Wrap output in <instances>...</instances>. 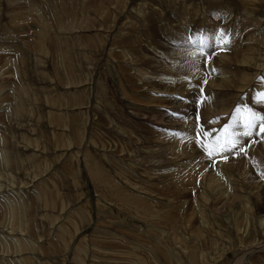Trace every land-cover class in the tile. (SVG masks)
Instances as JSON below:
<instances>
[{"label": "rangeland", "instance_id": "rangeland-1", "mask_svg": "<svg viewBox=\"0 0 264 264\" xmlns=\"http://www.w3.org/2000/svg\"><path fill=\"white\" fill-rule=\"evenodd\" d=\"M249 3L0 0V264H264V244L245 252L264 243V0ZM211 27L249 36L248 61L227 67Z\"/></svg>", "mask_w": 264, "mask_h": 264}, {"label": "bare ground", "instance_id": "bare-ground-1", "mask_svg": "<svg viewBox=\"0 0 264 264\" xmlns=\"http://www.w3.org/2000/svg\"><path fill=\"white\" fill-rule=\"evenodd\" d=\"M207 1H208V0H207ZM215 1H216V0H215ZM245 1L250 2V3H251L252 1H253V2H258V3H260L261 0H245ZM217 2H218V1H217ZM227 2H228V1H227ZM229 2L231 3V1H229ZM245 3H246V2H245ZM250 3H249V4H250ZM228 4H229V3H228ZM253 4H254V3H253ZM253 4H252V5H253ZM234 5H235V4H234ZM128 6H129V5H128ZM241 6H243V5H241ZM261 6H262V5H261ZM262 7H263V6H262ZM133 8H134V7H133ZM259 10H260V9H259ZM203 12H204V11H203ZM215 12H216V11H215ZM173 13H174V11H173ZM255 13H256V12H255ZM138 14H139V13H138ZM221 14H222V13H221ZM255 15H256L257 17H254V19H255L254 21H255L257 24H254V22H251V23L254 24V26H256V25H258V24L261 26V25L263 24V22H264V11H263V12H262V11H261V12H258V13H256ZM255 15H254V16H255ZM127 16H128V15H127ZM136 16H137V15H136ZM185 17H186V16H185ZM143 19H144V18H143ZM238 19H239V18H238ZM251 19H252V18H251ZM173 20H174V19H173ZM178 20H179V19H178ZM205 20H206V19H205ZM220 20H221V19H220ZM120 21H121V20H120ZM175 21H176V20H175ZM206 21H207V20H206ZM252 21H253V19H252ZM144 22H145V20H144ZM123 23H124V22H123ZM128 23H129V22H128ZM214 24H215V23H214ZM248 24H249V23H248ZM252 24H251V25H252ZM259 25H258V26H259ZM236 26H237V25H236ZM43 27H44V26H43ZM248 27H249V26H248ZM248 27H247V28H248ZM56 28H57V27H56ZM211 28L214 29L216 32H219V34L221 33V30H219L220 28H219V29H218L217 27H211ZM240 28H241V27H240ZM141 29H142V28H141ZM226 29H227V28H226ZM119 30H120V29H119ZM173 30H174V29H173ZM214 30H212V31H214ZM114 31H115V30H114ZM117 31H118V30H117ZM248 31H249V30H248ZM39 32H40V31H39ZM216 32H215V33H216ZM237 32H238V31H237ZM243 32H244V31H243ZM120 33H121V31H120ZM222 33L224 34L223 37H226V38H227V43H222V44L225 45V46L222 47V44H221V45H220L221 49H223V50L228 49V50L232 51L233 54H234V57H233V58H232V57L229 58V57H226V56H221L220 59L226 61L224 64H226L227 67H228V65H230L231 62H232L233 64H235V65L238 64V63H240V64L242 65V64H244L245 62H247V61H248L247 59H248V57H249V56H247V53H248V51L250 50V49H249L250 45H252V43H251L252 41H251V40H250L251 42L249 41V43H248V39H249L248 37H249V36L246 38L245 36L239 34L240 37L243 36V37L246 38V44H243V41H245L244 38H243V40H241L240 38H237V37H236L237 33H235V34H229L228 32H226V31H224V30H223ZM239 33H240V32H239ZM245 33H246V32H245ZM115 34H116V33H115ZM207 34H208V33H207ZM209 34H210V33H209ZM211 35H212V33H211ZM213 35H214V34H213ZM216 35H217V34H216ZM211 37H212V36H211ZM223 37H222V39H223ZM48 38H49V37H48ZM114 38H115V37H114ZM250 38H252V36H250ZM261 39H262V38H261ZM263 39H264V38H263ZM118 40H119V39H118ZM252 40H253V39H252ZM121 41H122V40H121ZM178 41H179V40H178ZM257 42H261V43H263V42L260 41L259 39L255 38V43H257ZM244 43H245V42H244ZM253 43H254V41H253ZM210 44H211V46H214V47H215V49H213V50H217L216 48H218V46H217V41H216V40H215V41H212ZM180 45H181V44H180ZM179 47H180V46H179ZM208 47H209V46H208ZM109 48H110V47H109ZM148 48H149V47H148ZM152 48H153V47H152ZM251 49H252V48H251ZM254 51H255V50H254ZM223 52H224V51H223ZM232 52H231V53H232ZM249 52H250V51H249ZM255 52H256V51H255ZM130 54H131V53H130ZM136 54H137V53H136ZM223 54H224V53H223ZM192 55H193V54H192ZM198 55H199V54H198ZM227 55H228V54H227ZM133 56H135V55H133ZM176 56H177V55H176ZM236 56H239V58H237ZM136 57H137V56H136ZM136 57H134V58H136ZM140 57H141V56H140ZM131 58H133V57H131ZM142 58H143V57H142ZM181 58H182V57H181ZM140 59H141V58H140ZM183 59H184V58H183ZM220 59H218V60H220ZM134 60H135V59H134ZM137 60H138V59H137ZM148 60H149V59H148ZM148 60H147V61H148ZM185 60H186V59H185ZM221 60H220V63L222 62ZM135 61H136V60H135ZM150 61H151V60H150ZM173 61H174V60H173ZM133 62H134V61H133ZM174 62H175V61H174ZM174 62H173V63H174ZM134 63H135V62H134ZM134 63H133V64H134ZM176 63H177V62H176ZM200 63H201V62H200ZM215 63H217V64H216L217 66L219 65V64H218L219 62H215ZM129 64H130V63H129ZM129 64H128V65H129ZM133 64H132V65H133ZM136 64H137V63H136ZM136 64H134V65H136ZM170 64H171V62H170ZM179 64H180V63H179ZM179 64H178V65H179ZM212 64H214V63H212ZM221 65H222V63H221ZM226 65H222V67H223V66H226ZM136 66H138V65H136ZM136 66H135L134 69L137 68ZM176 66H177V64H176ZM180 66H181V65H180ZM181 67H182V66H181ZM186 67H187V66H186ZM212 67H213V66H212ZM222 67H221V68L218 67V68L220 69V71H221V69H222V71H223V70H224L223 68H225V67H223V68H222ZM227 67H226V68H227ZM130 68H131V66H130ZM177 68H178V67H176V69H177ZM218 68H217V69H218ZM235 68H236V67H235ZM132 69H133V68H132ZM137 69H138V68H137ZM139 69H140V68H139ZM170 69H171V67H170ZM195 69H196V68H195ZM228 69H229V68H228ZM232 69H233V68H232ZM140 70H142V69H140ZM171 70H172V69H171ZM177 70H179V69H177ZM237 70H238V69H237ZM237 70H236V71H233V70H231V69H230V70H227V72H226L227 75H226V76L230 75L232 79H229L230 76H229L228 78L225 77L224 73H223L222 75H224L225 78L229 79V80H228V83L230 82V83H233V85H235V84L239 81V79H241L242 81L244 80L243 78H240L239 71H237ZM261 70H262V69H261ZM136 71H137V70H136ZM168 71H169V70H168ZM174 71H175V70H174ZM195 71H196V70H195ZM137 72H139V71H137ZM211 72H212V71H211ZM169 73H170V72H169ZM189 73H190V72H189ZM197 73H198V72H197ZM216 73H217V72H216ZM220 73H221V72H220ZM247 73H248V71H247ZM172 74H174V73H172ZM178 74H179V73H178ZM218 74H219V73H218ZM231 74H232V75H231ZM242 74L245 75V73H242ZM140 75H141V74H140ZM179 75H180V74H179ZM190 75H191V74H190ZM142 76H144V75H142ZM262 76H263V74H262ZM179 78H180V76H179ZM183 78H184V77H183ZM225 78H224L223 80H225V82H226L227 80H226ZM244 78H245V77H244ZM141 79H142V77H141ZM186 79H187V78H185V83H186V82L189 83V81H187L188 79H187V80H186ZM196 79H197V78H196ZM210 79H211V78H210ZM163 80H164V79H163ZM183 80H184V79H183ZM183 80H182V81H183ZM194 80H195V79H194ZM219 80H221V79H219ZM223 80H222V81H223ZM241 80H240V81H241ZM150 81H151V80H150ZM179 81H180V80H179ZM246 81H247V80H246ZM223 83H224V82H223ZM242 83H243V82H242ZM224 84H225V83H224ZM238 84H240V83H238ZM246 84H247V83H246ZM221 85H223V84H221ZM187 86H188V85H187ZM239 86H240V85H239ZM139 87H140V86H139ZM189 87H190V86H189ZM235 87H236V86H235ZM142 88H143V87H142ZM214 88H215V87H214ZM209 89H211V88H209ZM212 89H213V88H212ZM216 89H217V88H216ZM234 89H235V88H234ZM236 89H242V87H240V88H239V87H236ZM144 90H145V89H144ZM185 90H186V89H185ZM218 90H219V89H218ZM243 90H244V85H243ZM258 90H259V89H257V91H258ZM190 91H191V90H190ZM213 91H215V90H213ZM216 91H217V90H216ZM232 91H233V90H232ZM131 92H132V91H131ZM147 92H148V91H147ZM237 92H239V90H237ZM237 92H236V94H237ZM258 92H259V91H258ZM160 93H162V92H160ZM239 93H240V96L242 97V96H243V91L240 90ZM239 93H238V94H239ZM244 93H245V92H244ZM156 94H157V93H156ZM164 94H165V93H164ZM180 94H181V93H180ZM220 94H222L223 96H224V95L227 96L226 93H225V94L220 93ZM238 94H237V95H238ZM250 94H251V93H250ZM261 94H264V93L261 92L260 95H261ZM137 95H138V94H137ZM186 96H187V95H186ZM225 96H224V97H225ZM238 96H239V95H238ZM246 96H247V95H246ZM247 97H248V96H247ZM230 98H231V96H230ZM232 98H234V97H232ZM253 98H254V99L256 98L255 100H257V99L259 98V95H258V96H254ZM219 99H220V98H219ZM222 99H223V98H222ZM222 99H221V100H222ZM227 99H228V98H227ZM174 100H175V99H174ZM221 100H220V101H221ZM236 100H237V99H236ZM192 101H193V100H192ZM213 101H214V100H213ZM226 101H227V100H226ZM232 101H234V100H232ZM232 101H231V102H232ZM149 102H150V101H149ZM173 102H174V101H173ZM198 102H199V101H198ZM236 102H237V101H236ZM255 102H256V101H255ZM174 103H175V102H174ZM227 103H228V102H227ZM234 103H235V102H234ZM234 103H233V104H234ZM181 104H182V103H181ZM181 104H180V105H181ZM229 104L232 106L231 103H229ZM235 104H236V103H235ZM235 104H234V105H235ZM263 104H264V103H263ZM142 105H143V104H142ZM145 106H146V105H145ZM164 106H165V105H164ZM187 106H188V105H187ZM158 107H159V106H158ZM184 107H185V106H184ZM234 107H235V106H234ZM238 107H239V106H238ZM204 108H205V107H204ZM206 108H208V106H207ZM227 108H228V107H227ZM227 108H225V109H227ZM230 108H231V107H230ZM239 108H240V107H239ZM154 109H155V108H154ZM170 109H171V108H170ZM198 109H199V108H198ZM210 109H211V108H210ZM213 109H214V108H213ZM218 109H219V108H218ZM178 110H179V109H178ZM214 110H215V109H214ZM223 110H224V109H223ZM156 111H157V110H156ZM219 111H220V112H223L222 110H219ZM228 111H229V110H228ZM199 112H200V111H199ZM214 112H216V111H214ZM217 112H218V111H217ZM217 112H216V113H217ZM226 112H227V111H226ZM162 113H163V112H162ZM206 113H207V112H206ZM209 113H210V112H209ZM224 113H225V112H224ZM227 113H228V112H227ZM227 113H226V114H227ZM180 114H181V113H180ZM188 114H189V113H188ZM200 114H201V113H200ZM213 114H214V113H213ZM228 114H229V113H228ZM149 116H150V115H149ZM220 117H221V116H220ZM223 117H224V116H223ZM225 117H227V115H225ZM187 118H188V117H187ZM236 118H237V117H236ZM153 119H154V118H153ZM223 119H224V118H223ZM223 119H222V120H223ZM225 119H226V118H225ZM167 120H168V119H167ZM220 120H221V119H220ZM234 120H235V119H234ZM141 121H142V120H141ZM174 121H175V120H174ZM174 121H173V122H174ZM223 121H224V120H223ZM223 121H222V122H223ZM230 121H231V120H230ZM237 121H238V120H237ZM177 122H178V121H177ZM187 122H189V121H187ZM210 122H211V121H210ZM210 122H209V123H210ZM214 122H215V121H214ZM156 123H157V122H156ZM179 123H180V122H179ZM190 123H191V121H190ZM151 124H152V123H151ZM154 124H155V123H154ZM173 124H174V123H173ZM178 125H179V124H178ZM191 126H192V125H191ZM214 126H215V125H214ZM237 126H238V125H237ZM189 127H190V125H189ZM136 128H137V127H136ZM144 128H145V127H144ZM186 128H187V127H186ZM190 128H191V127H190ZM187 129H188V128H187ZM233 129H234V128H233ZM239 131H240V130H239ZM150 134H151V133H150ZM148 135H149V134H148ZM157 135H158V134H157ZM183 135H185V134H183ZM150 136H151V135H150ZM231 136H232V135H231ZM238 136H239V135H238ZM160 138H161V137H160ZM255 138H256V137H255ZM237 139H238V138H237ZM169 140H170V139H169ZM234 140H236V139H234ZM187 141H188V140H187ZM236 141H237V140H236ZM246 141H247V140H246ZM178 143H179V142H177L176 144H178ZM180 143L182 144V142H180ZM185 143H186V142H185ZM185 143H184V144H185ZM241 143H242V142H241ZM54 145H55V144H54ZM193 145H194V144H193ZM193 145H192V146H193ZM176 146H177V145H176ZM178 147H179V146H178ZM189 147H190V146H189ZM239 147H240V146H239ZM184 148H185V147H184ZM179 150H180V149H179ZM237 150H238V149H237ZM239 150H240V149H239ZM163 151H164V150H163ZM250 151H251V150H250ZM238 152H239V151H238ZM198 153H199V152H198ZM198 153H197V154H198ZM158 156H159V155H158ZM145 157H146V156H145ZM235 157H236V156H235ZM157 158H158V157H157ZM180 159H181V157H180ZM201 159H203V158H201ZM195 160H196V159H194V161H195ZM198 160H199V159H198ZM203 161H204V160H203ZM232 162H233V161H232ZM151 163H152V162H151ZM158 164H160V163H158ZM174 164H175V163H174ZM176 164H177V163H176ZM176 164H175V165H176ZM38 165H39V164H38ZM189 165H190V164H189ZM233 166H234V164H233ZM169 167H170V166H169ZM231 167H232V166H231ZM259 167H260V166H259ZM155 168H156V167H155ZM158 168H159V167H158ZM155 171H156V170H155ZM263 171H264V170H263ZM149 173H151V172H149ZM169 174H170V173H169ZM216 174H218V173H216ZM238 174H239V172H238ZM258 174H259V173H258ZM263 174H264V172H263ZM159 176H160V175H159ZM159 176H158V177H159ZM228 177H229V175H228ZM230 177H231V176H230ZM230 177H229V178H230ZM232 177H233V176H232ZM251 177H252V176H251ZM196 179H197V178H196ZM215 179H216V178H215ZM230 179H231V178H230ZM230 179H229V180H230ZM243 179H244V177H243ZM212 180H213V178H212ZM212 180H211V181H212ZM229 180H227V181H229ZM244 180H245V179H244ZM254 180H255V179H254ZM211 181H210V183H212ZM233 181H234V180H233ZM246 181H248V179H246ZM249 181H250V180H249ZM213 182H214V180H213ZM250 182H251V181H250ZM193 183H194V182H193ZM215 184H216V183H215ZM227 184H228V182H227ZM229 184H230V183H229ZM233 184H234V183H233ZM253 184H254V183H253ZM253 184H252V185H253ZM206 185H210V186H211L212 184H206ZM216 185H217V184H216ZM234 185H235V184H234ZM255 185H256V184H255ZM210 186H209V187H210ZM214 186H215V185L213 184L212 187H214ZM231 186H232V185H231ZM258 186H260V185H258ZM215 187H217V186H215ZM229 187H230V186H229ZM253 187H255V186L253 185ZM205 188H206V187H205ZM218 188H219V186H218ZM232 188H233V187H232ZM234 188H235V187H234ZM249 188H250V187H249ZM256 188H257V186H256ZM55 189H56V188H55ZM208 189H209V188H208ZM216 189H217V188H215V193H214V194H216ZM238 189H239V188H238ZM240 189H241V188H240ZM204 190H205V189H204ZM234 190H235V189H234ZM244 190H245V189H244ZM262 190H263V189H262ZM262 190H261V192H263ZM209 191H211V190H209ZM209 191H207V192L209 193ZM235 191H236V190H235ZM240 191H242V189H241ZM245 191H247V190H245ZM213 192H214V191H213V188H212V194H213ZM238 192H239V191H238ZM57 193H58V192H57ZM208 193L205 194V195H208ZM218 193H219V191H218ZM227 193H228V192H227ZM236 193H237V192H236ZM244 193H245V192H244ZM210 194H211V193H209V196H211ZM219 194H220V193H219ZM219 194H217V195H219ZM221 194H222V193H221ZM222 195H223V194H222ZM235 195H236V194H235ZM235 195H234V199L232 198L234 201L236 200V199H235ZM57 196H58V195H57ZM230 196H231V195H230ZM212 197H213V195H212ZM232 197H233V195H232ZM263 197H264V196H263ZM263 197H262V198H263ZM49 198H50V197H49ZM49 198H48V199H49ZM187 198H188V197H187ZM209 198H210V197H209ZM214 198H215V197H214ZM247 198H248V195H247ZM135 199H136V198H135ZM232 199H230V200L233 202ZM61 200H62V199H61ZM204 200H205V199H204ZM206 200H207V199H206ZM135 201H136V200H135ZM249 201H250V200H249ZM249 201H246V202L249 204ZM251 201H252V200H251ZM57 202H58V201H57ZM128 202H129V201H128ZM137 202H138V201H137ZM139 202H140V201H139ZM185 202H186V201H185ZM220 202L223 203V201H220ZM244 202H245V201H244ZM252 202H253V201H252ZM255 202H257V201L255 200ZM60 204H61V203H60ZM135 204H136V203H135ZM193 204H194V203H193ZM251 204H252V203H251ZM251 204H250V206L252 207ZM51 205H52V204H51ZM54 205H55V204H54ZM54 205H53V206H54ZM133 205H134V204H133ZM245 205H246V203H245ZM62 206H63V205H62ZM62 206H61V208H62ZM262 206H263V205H262ZM50 207H51V206H50ZM241 207H242V205H241ZM247 207H249V205H248V206L246 205V209H247ZM251 207H250V208H251ZM253 207H254V206H253ZM256 207H257V205H256ZM227 208H228V207H227ZM230 208H232V207H230ZM250 208H249V209H250ZM263 208H264V207H263ZM54 209H55V208H54ZM249 209H247V210H249ZM250 210H251V209H250ZM254 210H255V209H253L252 211H254ZM256 210H257V211L262 210L261 205H259V206L256 208ZM247 212H248V211H247ZM245 213H246V211H245ZM248 213H250V211H249ZM88 214H89V213H88ZM190 214H191V213H190ZM257 214H258V213H257ZM260 214H261V213H260ZM260 214H259V215H260ZM253 215H256V214L254 213ZM249 216H250V215H249ZM256 216H258V215H256ZM261 216H262V215H261ZM261 216H259V217H261ZM187 217H188V216H187ZM259 217H257V218L255 217V218L258 219ZM18 218H19V217H18ZM247 218H248V217H247ZM251 218H252V217H251ZM255 218H254V219H255ZM263 218H264V217L259 218V219H260V220H259L260 223H261V222L263 223V221H264ZM189 219H190V218H189ZM189 219H188V218L186 219L187 223H188V221H190V220L192 219V217H191L190 220H189ZM240 219H242V218H240ZM249 219H250V217H249ZM256 219H255V220H256ZM261 219H262V221H261ZM156 220H157V219H156ZM242 220H243V219H242ZM238 221H239V220H238ZM238 221H236V223H237ZM250 221H251V220H250ZM252 221H253V219H252ZM256 221H258V220H256ZM48 222H49V221H48ZM191 222H192V221H191ZM243 222H245V221H242V224H243ZM247 222H248V220H247ZM254 222H255V221H253V223H254ZM55 223H56V222H55ZM156 223H157V222H156ZM168 223H169V222H168ZM189 223H190V222H189ZM257 223H258V222H257ZM262 223H261V225H262ZM166 224H167V223H166ZM238 224H239V223H238ZM242 224L240 223L239 225H242ZM254 224H255V223H254ZM55 225H56V224H55ZM236 225H237V224H236ZM239 225H238V226H239ZM249 225H250V223H248V227H249ZM242 226H243V225H242ZM259 226H260V224H259ZM34 227H35V226H34ZM239 227H240V226H239ZM239 227H238V228H239ZM243 227L246 228V225L243 226ZM248 227H247V229H249ZM235 228H237V226H236ZM258 228H259V227H258ZM263 228H264V226H263ZM239 229H240V228H239ZM250 230H251V229H250ZM61 231H62V230H61ZM74 231H75V230H74ZM261 231H262V234H264V233H263V230H261ZM261 231H260V232H261ZM168 232H169V231H168ZM235 232H236V230H235ZM246 232H249V231H246ZM260 232H259V233H260ZM157 233H158V232H157ZM236 233H238V229H237V232H236ZM239 233H240V231H239ZM239 233H238V235H239ZM250 233H251V232H250ZM259 233H258V234H259ZM248 234H249V233H248ZM256 234H257V233H256ZM243 236H244V235H243ZM246 236H247V235H246ZM259 236H260V234H259ZM41 237H42V236H41ZM239 237H240V236H239ZM260 237H262V236H260ZM110 238H111V237H110ZM243 238H244V237H243ZM255 238H256V237H255ZM55 239H56V238H55ZM240 239H241V238H240ZM263 240H264V239H263ZM57 241H58V240H57ZM262 242H263V241H262ZM246 243L249 244V245H250V243L252 244V242H246ZM247 244H245V245H247ZM263 244H264V243H262V244H259V243H258L257 245H250V246L248 245L249 247L247 246V248H245V249H246L245 252H246V253H249L250 251H253V250H259V249L261 248V246H263ZM48 245H49V244H48ZM50 245H51V244H50ZM114 245H115V244H114ZM243 245H244V244H243ZM260 245H261V246H260ZM52 246H53V245H52ZM240 246H242V244H241ZM62 247H63V246H62ZM104 247H105V246H104ZM243 247H244V246H242V248H243ZM259 247H260V248H259ZM242 248H241V249H242ZM113 250H114V249H113ZM117 250H118V249H117ZM144 250H145V249H144ZM260 250H261V249H260ZM42 252H43V251H42ZM67 252H68V251H67ZM240 252H241V251H240ZM40 253H41V251H40ZM113 253H114V252H113ZM122 253H123V252H122ZM118 254H119V253H118ZM124 254H127V253H124ZM120 255H121V254H120ZM246 255H247V254H246ZM246 255H244V256H246ZM148 258H149V257H148ZM243 258H244V257H243ZM122 259H123V258H122ZM123 260H124V259H123ZM127 260H128V259H127ZM240 260H241V259H240ZM124 261H125V260H124ZM241 261H242V260H241ZM46 263H47V262H46Z\"/></svg>", "mask_w": 264, "mask_h": 264}, {"label": "snow or ice", "instance_id": "snow-or-ice-1", "mask_svg": "<svg viewBox=\"0 0 264 264\" xmlns=\"http://www.w3.org/2000/svg\"><path fill=\"white\" fill-rule=\"evenodd\" d=\"M222 37H223V33L222 32L216 36L217 46H220L222 43H227V38L226 37H223V39H222ZM189 39L192 40L191 37H189ZM198 40H199L200 47H201L200 54L203 55L204 54L203 53V48L205 46V39L202 36H200V37H198ZM193 43L195 44L196 41L193 40ZM256 102H258V103L264 102V94H261L259 96V98L256 100ZM237 111H239V109ZM174 115H178V114H174ZM255 116H256L255 113H252L251 114L249 123L246 126H251V127H255L256 126V124H255ZM260 122H261V132H264V116L260 117Z\"/></svg>", "mask_w": 264, "mask_h": 264}]
</instances>
